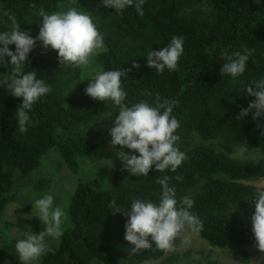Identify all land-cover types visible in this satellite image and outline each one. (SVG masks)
Wrapping results in <instances>:
<instances>
[{
    "label": "trees",
    "instance_id": "16d2710c",
    "mask_svg": "<svg viewBox=\"0 0 264 264\" xmlns=\"http://www.w3.org/2000/svg\"><path fill=\"white\" fill-rule=\"evenodd\" d=\"M69 6L90 14L104 38V49L93 56L98 70L132 69L121 78L129 107L141 101L154 106L157 94L178 102L173 109L180 124L176 146L186 160L175 173H159L153 166L148 176H132L121 163L108 181L101 173L80 181L68 204L63 235L49 246L53 251L41 254L35 264L161 260L163 251L154 243L151 249L132 254L134 246L125 240L127 217L113 215L109 205L113 198L122 209H130L137 198L158 202L160 186L155 181L162 175L171 178L178 201L186 196L194 201L191 211L204 224L197 235L210 246L255 245L251 217L254 200L264 190L257 185L264 180V159H242L238 153L248 147L259 149L264 156V135L252 118L254 112L240 120L236 117L255 100L246 94L247 85L264 78V0L259 4L256 0H145L143 16L135 7L117 14L104 7L102 0L74 4L70 0H0V32L10 29L9 16L14 15L21 31L35 39L42 23L40 10L52 14ZM173 36H183L185 41L178 69L158 74L147 66V53L167 46ZM245 47L253 50L245 72L236 78L221 75L226 63L222 51ZM9 48L15 51L14 45ZM28 60L23 71H36L51 92L29 111L26 133L19 131L15 118L22 98L0 96V220L12 198L18 196L21 183L51 150H57L75 174L84 162L100 159V133L94 124L103 115L115 118L118 114L111 101L86 95L87 87L78 84L82 70L61 66L57 51L45 50L37 41ZM133 63L139 69L132 68ZM0 73L11 77L12 66H1ZM146 91L152 95H145ZM260 122L264 123V117ZM127 153L139 155L130 149ZM176 176L183 177L182 181ZM9 264L21 262L11 260ZM206 264L224 263L209 260Z\"/></svg>",
    "mask_w": 264,
    "mask_h": 264
},
{
    "label": "clouds",
    "instance_id": "9594fccd",
    "mask_svg": "<svg viewBox=\"0 0 264 264\" xmlns=\"http://www.w3.org/2000/svg\"><path fill=\"white\" fill-rule=\"evenodd\" d=\"M70 2L74 4L77 0ZM144 3L145 0H102L104 7L114 9L117 14L135 7L140 16L144 15ZM256 3L259 4L260 0H256ZM38 15L42 17V23L35 39L29 33L21 31L14 15L9 16L10 29L0 32V45H3L0 47V65L12 66L10 78L4 74L0 76H3V83L9 92L22 98L23 102L15 113L21 133L28 131V113L33 105L51 92V86L38 79L36 71H23L37 41L42 43L45 50L51 48L58 52L61 66L80 68L82 71L91 68L92 57L104 49V38L90 14L69 6L64 12L48 14L40 10ZM184 43L183 36H173L167 46L156 51L149 50L146 56L147 66L156 69L158 74L165 69L176 71L184 51ZM10 45L15 46L14 52L10 50ZM252 52L247 47L231 53L222 51L221 55L226 63L223 64L221 75L227 74L233 78L241 76ZM139 67L137 63L132 65L135 69ZM131 70L94 69V75L87 79L91 82L85 93L97 101H111L118 107L114 126L109 132L110 147L122 162L124 171L132 176H148L154 166L159 173L168 170L175 173L186 160V154L176 146L180 140V136L176 134L180 124L173 115V109L178 102L157 94L154 106L141 101L129 107L125 103L127 93L122 88L121 78ZM144 94L152 95L151 91ZM246 94L255 100L247 108H242L236 118L240 120L254 112L252 118L257 121V127L264 135V123L260 122L264 117V78L247 85ZM124 149L138 152L139 155L129 154ZM170 179L168 175L156 178L155 182L160 186L158 202L137 198L131 203L130 209L117 206L115 198L110 202L113 215L123 214L127 217L125 240L134 246L131 249L132 254L151 249L153 244L150 239L157 250L172 252L175 250L177 238L185 231L199 234L203 230V221L191 211L194 201L187 196L178 201L175 187L170 186ZM175 179L182 181L183 177L176 176ZM254 204L252 231L256 247L264 252V190L258 192ZM32 208V213L26 215L25 219H32L34 214L42 222L43 228L37 234L29 225V230L23 233L24 238L17 241L16 250L21 264H32L41 254L53 251L49 247L48 238L59 239L63 235V225L68 220L65 209L54 205L53 195L45 194L36 199ZM188 242L190 241H185Z\"/></svg>",
    "mask_w": 264,
    "mask_h": 264
},
{
    "label": "rangeland",
    "instance_id": "374dc122",
    "mask_svg": "<svg viewBox=\"0 0 264 264\" xmlns=\"http://www.w3.org/2000/svg\"><path fill=\"white\" fill-rule=\"evenodd\" d=\"M91 63V68L82 71L78 82L80 86L87 87L91 82L87 79L94 75V69L98 70L97 64L93 62V57ZM7 77L10 78V76ZM0 88V96L12 95L3 83V76H0ZM114 120L112 115H103L94 124L100 133L99 144L102 155L100 159L84 162L80 167L81 171L75 174L67 168L59 152L54 149L44 156L40 167L25 182L21 183L18 196L12 198L0 220V264H9L11 260H20L16 243L19 239L24 238L23 233L29 230V225L31 230L37 234L40 232L37 227L40 230L43 228L42 222L36 219L34 214L32 219H25L26 215L32 213V204L36 199L45 194L53 195L54 205L64 208L67 213L70 198L80 181L97 178L99 173L107 181L112 178L117 166L122 163L110 147L111 136L109 132L114 126ZM128 150L124 149L125 152ZM238 157L254 160L264 159L259 149L248 147H243L239 151ZM257 185L264 187V180L258 182ZM67 223L68 220L64 223L63 228ZM59 240L60 238H48V244L49 246L56 245ZM186 240L190 242L185 243ZM150 242L154 243L151 239ZM163 254L161 260L150 259L143 264H161L162 261H164L163 264H206L209 260H216L224 264H253V262L254 264H264V252L259 251L256 244L221 249L210 246L204 239L190 231H185L177 238L174 251H163ZM40 257L41 255L32 264L37 263Z\"/></svg>",
    "mask_w": 264,
    "mask_h": 264
}]
</instances>
